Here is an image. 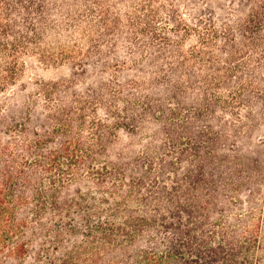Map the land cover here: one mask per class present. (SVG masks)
Returning <instances> with one entry per match:
<instances>
[{"label":"trees","instance_id":"1","mask_svg":"<svg viewBox=\"0 0 264 264\" xmlns=\"http://www.w3.org/2000/svg\"><path fill=\"white\" fill-rule=\"evenodd\" d=\"M263 237L264 0H0V264H264Z\"/></svg>","mask_w":264,"mask_h":264},{"label":"rangeland","instance_id":"2","mask_svg":"<svg viewBox=\"0 0 264 264\" xmlns=\"http://www.w3.org/2000/svg\"><path fill=\"white\" fill-rule=\"evenodd\" d=\"M42 71L47 77H52V76L59 74L60 72H63L64 70H62V69H49V70H42ZM28 74H29V71L26 72V75H28ZM25 77H27V76H25ZM117 221L119 222L120 220H117ZM262 242H264V237L262 238ZM67 248H68V246H67ZM64 249L65 248H61L58 252H56V255L61 256L62 253H64Z\"/></svg>","mask_w":264,"mask_h":264}]
</instances>
